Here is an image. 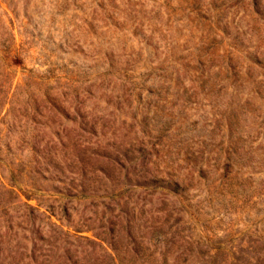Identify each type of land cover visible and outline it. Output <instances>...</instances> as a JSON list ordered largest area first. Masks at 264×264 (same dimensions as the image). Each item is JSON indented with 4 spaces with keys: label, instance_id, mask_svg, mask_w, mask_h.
Instances as JSON below:
<instances>
[{
    "label": "rangeland",
    "instance_id": "1",
    "mask_svg": "<svg viewBox=\"0 0 264 264\" xmlns=\"http://www.w3.org/2000/svg\"><path fill=\"white\" fill-rule=\"evenodd\" d=\"M0 245L264 264V0H0Z\"/></svg>",
    "mask_w": 264,
    "mask_h": 264
},
{
    "label": "trees",
    "instance_id": "2",
    "mask_svg": "<svg viewBox=\"0 0 264 264\" xmlns=\"http://www.w3.org/2000/svg\"><path fill=\"white\" fill-rule=\"evenodd\" d=\"M154 180L153 181H145V182H138V184H136L137 186H141V187H154ZM86 188V187H85ZM84 192H86L87 190H83ZM77 232H79V231H77ZM66 235H68L69 233L68 232H64ZM89 243H92V244H95V241H93V240H91V239H89V238H85ZM116 243H119L118 241L116 242ZM115 243V244H116ZM135 250H137V248L135 249ZM67 251V257H66V260H65V262H64V264H70V263H72V264H126V258H124V256L122 255V252L120 251V248H119V246L118 245H115V246H113V248H112V251H113V253H111V255H110V260H112V261H107V260H101V261H99V260H95V261H91V258L89 257V258H84V259H82V260H80V259H76L75 261L73 260L74 259V257H73V255L71 256L70 255V250L69 249H67L66 250ZM2 252V248H1V245H0V253ZM128 252H129V250H128ZM133 258V257H132ZM73 261V262H72ZM82 261H86V262H82ZM132 260L130 259V262H131ZM115 262V263H114ZM185 262V261H184ZM0 264H3V262H0ZM143 264H155V263H153L152 261L151 262H147V261H145ZM174 264H184L183 262L182 263H180V262H175Z\"/></svg>",
    "mask_w": 264,
    "mask_h": 264
}]
</instances>
